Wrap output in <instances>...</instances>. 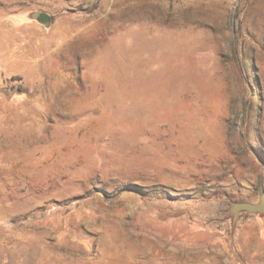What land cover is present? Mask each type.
Segmentation results:
<instances>
[{"label":"rangeland","instance_id":"374dc122","mask_svg":"<svg viewBox=\"0 0 264 264\" xmlns=\"http://www.w3.org/2000/svg\"><path fill=\"white\" fill-rule=\"evenodd\" d=\"M264 0H0V264H264Z\"/></svg>","mask_w":264,"mask_h":264},{"label":"water","instance_id":"95a60500","mask_svg":"<svg viewBox=\"0 0 264 264\" xmlns=\"http://www.w3.org/2000/svg\"><path fill=\"white\" fill-rule=\"evenodd\" d=\"M234 213L246 212L248 214H263L264 215V194L259 198L258 204L239 203L233 208Z\"/></svg>","mask_w":264,"mask_h":264}]
</instances>
